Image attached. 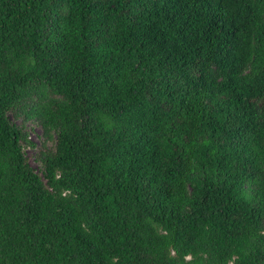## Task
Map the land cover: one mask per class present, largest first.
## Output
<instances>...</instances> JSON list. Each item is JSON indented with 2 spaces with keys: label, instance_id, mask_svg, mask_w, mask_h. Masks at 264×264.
Here are the masks:
<instances>
[{
  "label": "trees",
  "instance_id": "1",
  "mask_svg": "<svg viewBox=\"0 0 264 264\" xmlns=\"http://www.w3.org/2000/svg\"><path fill=\"white\" fill-rule=\"evenodd\" d=\"M0 264H264V0H0Z\"/></svg>",
  "mask_w": 264,
  "mask_h": 264
},
{
  "label": "rangeland",
  "instance_id": "2",
  "mask_svg": "<svg viewBox=\"0 0 264 264\" xmlns=\"http://www.w3.org/2000/svg\"><path fill=\"white\" fill-rule=\"evenodd\" d=\"M11 118L16 124L20 125L24 130L27 131L29 138L33 141V146L24 147V152L31 166L37 172H40L39 163L35 158L36 151L40 146V139H41L39 127L35 125L31 120L21 121L20 116L18 117L11 116Z\"/></svg>",
  "mask_w": 264,
  "mask_h": 264
}]
</instances>
